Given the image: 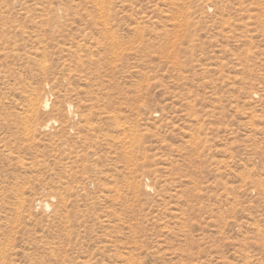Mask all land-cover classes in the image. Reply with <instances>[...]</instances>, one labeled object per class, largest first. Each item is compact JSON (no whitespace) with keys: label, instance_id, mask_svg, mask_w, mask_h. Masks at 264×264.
Listing matches in <instances>:
<instances>
[{"label":"rangeland","instance_id":"rangeland-1","mask_svg":"<svg viewBox=\"0 0 264 264\" xmlns=\"http://www.w3.org/2000/svg\"><path fill=\"white\" fill-rule=\"evenodd\" d=\"M0 264H264V0H0Z\"/></svg>","mask_w":264,"mask_h":264},{"label":"bare ground","instance_id":"bare-ground-1","mask_svg":"<svg viewBox=\"0 0 264 264\" xmlns=\"http://www.w3.org/2000/svg\"><path fill=\"white\" fill-rule=\"evenodd\" d=\"M34 105V104H33ZM35 106V105H34ZM37 106V105H36ZM43 107H44V109H46V110H48V109H50V103H49V101L48 100H45V102H44V105H43ZM34 108V107H33ZM34 111H35V109H33ZM34 111H33V113H34ZM37 111H38V109H37ZM36 114V113H35ZM53 124H54V122H52ZM49 126H50V124H49ZM48 126V127H49ZM45 206V209L47 208V209H50V205L49 204H47V202H46V204L44 205ZM46 209V210H47Z\"/></svg>","mask_w":264,"mask_h":264}]
</instances>
